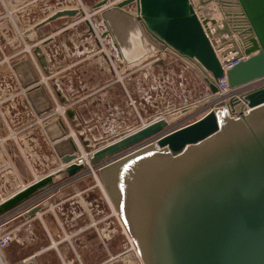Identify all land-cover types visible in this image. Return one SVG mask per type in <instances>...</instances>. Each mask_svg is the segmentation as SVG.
I'll use <instances>...</instances> for the list:
<instances>
[{
	"label": "water",
	"instance_id": "1",
	"mask_svg": "<svg viewBox=\"0 0 264 264\" xmlns=\"http://www.w3.org/2000/svg\"><path fill=\"white\" fill-rule=\"evenodd\" d=\"M115 1L100 0L92 8L100 10L107 28L103 35L114 38L126 63L145 57L147 41L195 71L212 94L223 77L230 88L264 77V0H199V15L190 0H138L141 17L125 9L133 0L106 6ZM211 3L224 17L221 27L203 16ZM79 13L59 10L34 31ZM209 22L217 27L211 29ZM233 53L234 61L242 60L225 70ZM13 70L23 88L38 83L29 60L17 62ZM27 97L37 114L52 109L40 86ZM242 100L248 110L237 119L226 108L175 130L159 119L93 154L91 163L101 168L104 187L144 264H264V86ZM44 130L52 142L60 141L54 149L63 164L76 159L60 120ZM84 170L71 164L65 173L75 180ZM53 184L54 176H47L30 185L0 205V217Z\"/></svg>",
	"mask_w": 264,
	"mask_h": 264
},
{
	"label": "crops",
	"instance_id": "2",
	"mask_svg": "<svg viewBox=\"0 0 264 264\" xmlns=\"http://www.w3.org/2000/svg\"><path fill=\"white\" fill-rule=\"evenodd\" d=\"M60 6L56 7L50 14L39 15V18L36 20L34 18V22H38L30 30L31 32L28 37L30 42L34 41V37L37 39L36 41H39L38 38H42L36 46L38 47L37 50H39H36L37 60H39L36 64L43 76L49 77L47 85H42L51 102L55 98L67 108V111L74 112L73 118H70L73 123L77 125L81 123L87 125L96 123L97 128L100 127L101 131L96 135L105 137L104 139H106L103 144L118 140L156 119V115H151L150 112L154 111V104L160 103L157 108L161 109L164 102L158 100V89H154L153 87L152 89L155 92L148 89V77L152 76L154 80L158 81L164 80L165 86H161L162 92L164 93L163 88H165L168 100L170 99L177 104L181 103V96L187 102V97L192 96L195 92L194 87H190L189 78L184 77L185 75L190 77L191 74L196 79L195 71L191 72V70L187 69L188 67H184L181 61L170 55H167L169 56L168 62L157 66L156 69L152 70V74L150 72H139V74L130 72V74H133L129 75V77L125 76L122 83L116 80L115 71L113 72L114 69L112 68V70L111 67L115 65L117 59L121 64L128 67L125 68L126 70H130L129 68L138 65L140 66L143 60H135L129 64L126 63L119 49L116 47L114 38L109 35L102 41L99 40L95 31L91 28L89 20L83 19L82 14L76 17L58 18L34 31V27L38 23L57 11L74 9L68 4H61ZM89 16L91 15L89 14ZM83 21H85V25L81 24L80 26L78 23H82ZM94 28H97V25H94ZM104 49L107 50V53ZM116 54L118 57H116ZM30 62L37 69L35 63L33 61ZM16 63V61H12V70L13 65ZM138 68L140 71L141 68ZM11 74L12 71L1 73L0 81L4 79L9 80ZM136 76L138 79V89L133 91L130 86L128 87V84L135 80ZM116 90H119L120 94L117 95ZM178 90L182 91L180 96L178 95ZM74 96L78 99L71 103L69 98ZM116 97L119 98L118 101L115 100ZM132 100L136 101V110L132 107ZM170 104V102L167 103L163 111L169 110ZM12 113L14 115L11 118ZM16 115L18 116L15 117ZM26 115L27 111L24 102L16 110L9 113V118L11 122L13 121L14 129H20L28 122L29 116ZM139 119L142 122L141 125H139ZM0 123L3 125L2 128L6 130L1 120ZM46 134V132L37 127L33 130V135L38 142L36 153L39 157L48 155L44 150L51 152L50 147L46 146L43 138ZM96 135H92V139L96 138ZM1 136L7 137L8 132L5 136ZM83 142L86 145L93 144V141L89 140L88 137ZM95 142L98 141L95 139ZM22 145L24 147L27 144L22 142ZM98 145L96 144V146ZM5 147L8 153L13 156L14 166L22 181L26 183L31 182L33 176L30 166L32 168L37 166L35 158L26 161L13 141H8ZM14 154L16 157H14ZM38 170L43 172L42 166L38 167ZM89 175L90 173L79 177L75 181L66 183L69 178L66 173H62L61 176L63 177L60 178V181L57 176L50 188L39 193L29 203L9 213L12 215V221L9 222L7 227L9 229H18L15 241L5 250L6 258L10 263H16L30 255L38 254L40 264H53V261L58 260V257L66 264L64 258H67L69 249H63L64 253L60 249H57V254L53 252L55 248L46 244L43 238L40 239L35 234L33 225L37 220L42 223L50 236L51 244L53 242L57 243L54 239L60 238L59 234L61 231L66 236L69 234L73 239L80 235L82 239H85L83 236L85 233L102 240L106 238L108 241L114 237L117 225L112 214H109V205L105 206L102 204L103 208H101V203L96 198L98 194L96 191L104 192L103 187L94 184L86 187L80 185L84 178H87ZM100 187L102 190H100ZM104 189L107 203L108 200L112 202L105 187ZM57 200L59 203H57ZM35 206L40 208V210L33 215H29L28 211H31V208ZM84 218H87V226L80 228L78 231L76 229L74 232H71L75 224L77 226V222L82 219L84 220ZM65 251L67 252L65 253ZM75 253L77 254L76 251ZM77 257L82 264L80 255ZM67 264H74V262L68 261Z\"/></svg>",
	"mask_w": 264,
	"mask_h": 264
},
{
	"label": "built area",
	"instance_id": "3",
	"mask_svg": "<svg viewBox=\"0 0 264 264\" xmlns=\"http://www.w3.org/2000/svg\"><path fill=\"white\" fill-rule=\"evenodd\" d=\"M122 1H124V0H117V1H115V3H109V5L113 6L114 4H116L118 2H122ZM190 1H191V4L194 6L195 11L197 12V8L200 6L199 0H190ZM125 9L128 12H130L131 14H133L134 16L141 17V14L138 12V0H133V2L130 5H127L125 7ZM206 9H207V11L205 13H209L211 11H219V6L216 3H212L208 7H206ZM79 12L80 13L78 15L81 14L80 10H79ZM95 13H100V10H96L94 12V14ZM203 13H204V11H203ZM197 15H199L198 12H197ZM204 15L205 14H203V16ZM204 18H206V17L204 16ZM90 24H91V28L94 31L95 30L94 24L93 23H90ZM102 26H104V25L102 24ZM233 37L236 38V40L238 41L236 36H233ZM223 38L227 39L229 37H228V35H225V36H223ZM217 42L219 43L218 39H217ZM226 48H230V46H228ZM158 52H160V51H158ZM217 54L220 58V61L223 63V61L225 59H223L220 56L221 51H218ZM167 55H169V54H161L162 57L167 56ZM235 56H236V53L229 55V57H228L229 63L226 65H223L225 70L231 69L240 60H242V59H238V60L234 61L233 59ZM7 60H8V58H7ZM33 62L35 63V65L37 67V69H36L33 66V68H34V70L37 73V76L39 78L38 83H36V84H34L28 88H23L18 77H17V75H15V72L12 70V64H10V67H11L10 71H12V74L10 75L9 80L4 79L3 81H0V119L3 122V124L5 125V128L8 132L7 137H3L0 135V205H2L6 201H8L12 197H14L16 194L25 190L30 185L46 178L47 176H54V179H55L57 176H59L58 172L59 173L60 172L65 173L66 168L71 164L83 165L85 168L84 172L79 173L77 175V177H75V180L81 176H84V175H87L88 173H90V174L95 175V177L98 181V184L100 185L96 172L100 171L101 168L98 167V169H96L94 172V170H93L94 166L91 163V159H92V156L96 152L97 149H99V148H101V147H103L109 143L103 144L101 146L98 145V146H95L93 148L91 147L92 145H85V142L81 143L78 136L76 135V133L72 132V129L70 127V118L68 116L67 108L65 106H61L60 103L55 98H54V103H55L56 107H55L54 111L51 109V110L44 112L42 114L36 113L35 109L31 105V102L29 101V99L27 97L28 93L32 89H34L38 86L43 88L42 84L47 85V81H48L49 77L43 76L41 70L39 69L38 65L36 64L37 62L35 60H33ZM195 62L197 63V61H195ZM216 84L218 87L217 93L212 94L210 92V94H208V96L206 97V99L204 101H200L198 103H193V104L181 106V107L177 108L176 110L175 109L166 110L164 115L168 114V116H169L170 114H172L173 117H175V120L179 121V120L184 118V120H183L184 124L183 125H177L176 128H169L170 127V124H169L168 129L169 130H175L178 128H182L184 126L192 124V123L196 122L197 120L201 119L203 116H205L211 110L221 109V108H226L229 116L231 118L237 119L239 112H245L246 113L248 110L246 108V105L244 104V101L242 100V97L246 93H248L249 91L254 90L258 87L264 86V77L256 79L254 81H251L249 83H246V84L239 86V87H236V88H230L228 81L225 77L216 81ZM209 101H210V103L204 105V107L201 108L200 110H198L196 114L194 112H192V114H190L191 111L195 110V108H197L199 104H202L205 102L208 103ZM23 102H24V105H25V108L27 111V115L29 116V120L27 123H25V125L22 128L14 129L13 128L14 126L12 124L13 121L11 122V120L9 118V113H11L13 110H16L21 103L23 104ZM232 103H233V105H232ZM17 116L18 115H16L15 117H17ZM54 120H60L64 124L65 128L68 129L69 132L66 129V131H67L66 138L71 140L73 145L76 148V151H75L76 159L73 160L70 164H63L60 161V158L54 149L55 145L57 143H59L60 141L52 142L49 139V137L47 136V134L45 136H43V138H44L46 146L50 147V150H51L50 156L42 155L41 157H39L36 153L37 147H38V142H37V139L35 138V136L33 135L34 128L37 127V128H40L41 130H43L44 132H46L44 130V127ZM157 120H159V119L156 118L152 122H155ZM152 122H150V123H152ZM8 141H13L15 143V145L18 147L21 155L23 156V158L26 161H29L30 159L35 158V163L37 162V166L33 167V168L30 166V171H31V174L33 176V180L31 182H29V183L23 182L22 179L20 178V176H19V174H18V172L14 166L13 156H11L8 153V151L5 147V144ZM22 142H25L27 145L23 147ZM89 147H91L90 150H89ZM53 149H54V154L52 152ZM14 157H16L15 154H14ZM51 158H53L52 160L55 162H57V161L60 162L61 166L59 167V169H57L55 171H50L47 173L40 172L38 170V167H41L42 165H44V162L52 163V160L49 161ZM94 168H96V167H94ZM75 180L69 179L66 183H69L70 181H75ZM109 202L110 201H108V205L110 207L111 203H109ZM35 207L31 208V210L34 209ZM28 212H30V211H28ZM111 212H112V215L115 213L118 228L121 230V233L124 237L123 250L119 255L111 256L107 261H105L101 264H144L140 255H139L138 249L135 245L133 238L131 237L129 231L127 230L126 226L122 222L119 215L115 212L113 207L111 208ZM11 219H12V215H10L9 213L0 217V264H40L39 260H38V254L30 255L29 257L22 259L16 263H10L7 260L6 255H5V250L8 248V246L11 243H13L15 241L16 234L18 231V229H9L7 227L9 222L12 221Z\"/></svg>",
	"mask_w": 264,
	"mask_h": 264
},
{
	"label": "rangeland",
	"instance_id": "4",
	"mask_svg": "<svg viewBox=\"0 0 264 264\" xmlns=\"http://www.w3.org/2000/svg\"><path fill=\"white\" fill-rule=\"evenodd\" d=\"M98 1H100V0H0V74L10 72V68H11L10 64H12V61H14V62L15 61L20 62L22 60H29V61L35 60L36 62L39 61V60H37L38 56L36 54V50L38 49V47H36V46H37L38 42L41 41L42 38H38L39 41H36L37 39L34 37L33 42H30L28 39L30 32H31L30 30L33 28L35 23L38 22V21L34 22V18L36 20L39 18V15L50 14L52 11L55 10L56 7H59L61 4H68L69 6H71L74 9L78 8V10L81 11L83 19L85 18V20H89V23H93L94 25H97V28H94L95 29L94 31H95L96 36H98L99 40L102 41L105 38L103 34L105 33L104 31H107V28L102 23L101 13H95L94 14V12L96 10L92 11L93 9L91 8ZM89 14L91 16L88 17ZM78 24H80V26H81V24L85 25V21H83L82 23H78ZM98 24H99V26H98ZM102 24L104 26H102ZM145 43H146V48H147V54L142 59L143 63L140 64V66L138 65V66L129 68L130 70H126L125 68H128V67L125 66L124 64H121L120 61L117 59L115 65H113V67H111V69L112 68L114 69V70L112 69L113 72L115 71L116 80H119V82L122 83L123 82L122 80L125 76L129 77V75H131L133 73L139 74V72H142V73L143 72H150L152 74V70L156 69L157 66H160L162 63L164 64V63L168 62L169 56H163V57L161 56V54H167V53L158 52V50L156 48H153V46L149 42L145 41ZM37 51H39V50H37ZM104 51L107 53L106 49H104ZM116 57H118L117 54H116ZM7 58H8V60H7ZM183 65L185 68L188 67L185 64H183ZM138 67L141 68L140 71H139ZM187 69L191 70V72H193V70L190 69L189 67ZM130 72H133V73L130 74ZM47 73H49V71H47ZM184 77L187 79L189 78L188 81H189L190 87H194L195 92L193 93L192 96L187 97V102H185L184 101L185 98L181 96L182 101L180 104H177L176 102H173L170 99L168 100V98L166 97L167 92H166L165 88H163L164 93L162 92L161 88L165 86L164 80L158 81V80H154L152 76L148 77V80H147L148 89L149 90L151 89V91H154L152 89L153 87H154V89H158V91H159L158 100L159 101L161 100L164 102V105L161 106V109L157 108V106L160 103L154 104L153 110L155 112L154 111L150 112L151 115H156V118L162 117V119H164V117L168 115V114L164 115L166 111H163L165 109V107L167 106V103H169V102L171 103L169 110H172V109L176 110L177 108H179L181 106H185L188 104H193V103H198L200 101H204L206 99V97L208 96V94H210L209 88L205 85V83L201 80V78L197 74H196V79H195V76L193 78L191 74H190V77L187 75H185ZM137 81H138V79L136 76L135 80L129 82L130 84H128V87L130 86L131 90H133V91L135 89H138V86H137L138 82ZM57 83H59V82H57ZM174 84H175V82H174ZM145 86H146V84H145ZM116 91H117V95L120 94L119 90H116ZM178 92H179L178 95L180 96V93L182 91L178 90ZM77 99L78 98H75V96L69 98L71 103L76 101ZM115 100L118 101L119 98L116 97ZM209 103H210V101L208 103L205 102V103L199 104L198 107L195 108V110L191 111L190 114H192V112H194L196 114L198 110H200L201 108L204 107V105L209 104ZM51 104H52V110L54 111V109L56 107L54 101L51 102ZM60 105L63 106L62 104H60ZM132 107L134 109L136 108V101L135 100H132ZM13 115L14 114L12 113L11 118ZM170 115L173 116L172 114H170ZM174 120H175V118L172 119L171 122H168L170 124L169 128H176L177 125H183L184 124V122H183L184 118L179 120V121L178 120L174 121ZM54 121H52V122H54ZM141 124H142V122L139 119V125H141ZM78 125L73 123L70 120V127L72 129V132L76 133V135L78 136L81 143H83V141L86 139V137H88L89 140L93 141V144L91 146L92 148L95 147L96 144H99L101 146V145H103V143H105V141H106V139H104L105 137H101V136L96 135L100 131V127L97 128L96 123L88 124V125L81 123ZM2 126L3 125L0 123V134L5 136L7 133V130L3 129ZM67 131H68V129H67ZM92 135H96L97 137L92 139ZM95 139L98 142H95ZM91 147H89V150L91 149ZM44 151H46V154H48L50 156L49 150H44ZM52 152L54 154V149L52 150ZM52 159L53 158H51L49 161H51ZM19 166L21 167L20 164H19ZM60 166H61V164L59 161L55 162L52 160V163L44 162V165H42V171L45 173L50 172V171H55V170L59 169ZM96 174H97L98 179L101 182V185L104 187L102 177H101L99 171L96 172ZM58 175H59L58 177H59V181H60V178L63 177V176H61L62 172H60V173L58 172ZM94 176H95L94 174H90L87 178L85 177L86 179L84 178V180L82 181V183L80 185H82L83 187H86V186L92 185V184L99 186L98 181H97L96 177H94ZM97 190H99V189H97ZM100 190H102V188ZM103 190L105 192L104 188H103ZM96 192H98V194L96 193L97 194L96 198L99 199V202L101 203V208H103L102 207L103 205L107 206L108 203H107V198L105 196L106 193L104 194L103 191H96ZM57 203H59L58 200H57ZM112 204H113L117 214L121 218L122 222L124 223V220H123L121 214H119L120 212L118 211V209L115 206L113 201H112ZM109 208H110V211H109ZM109 208H108L109 214H112L111 207H109ZM113 218L115 219V222L117 225L116 233H115L114 237L109 241L106 238H104V240L98 239V238H96L90 234H87V233H85L83 235L85 237V239H82L81 235L76 237L75 239H73L69 234L66 236L64 234V232L61 231L59 234L60 238L54 239L55 242H57L58 244L54 243V242H53V244H51L50 236L48 235V233L46 232V230L44 229V227L40 221L37 220L36 222H34L33 228L35 230V234L40 239L43 238V241L46 244L51 245L55 248L53 250V252H55L56 254L58 253L57 249H60V251H62L63 253H64L63 249H67V248L69 249V254L67 255V258H64L66 261L65 262L66 264L68 263V261H70V262L73 261L74 264H81L79 262L78 257H77L78 255H80V258L82 260V264H99V263L101 264V263L107 261L111 256L119 255L123 250L124 237L121 233V230L118 228L116 217L113 216ZM124 225H125V223H124ZM86 226H87V218H84V220L82 219L81 221L77 222V226L75 224V227L72 229L71 232H74V230H76V229H77L76 231H78L80 228H83ZM67 232H69V231H67ZM79 238H81V240H79ZM75 251L77 252L78 255L75 253ZM66 252L67 251H65V253ZM53 264H64V263L61 260V258L58 257V260H54Z\"/></svg>",
	"mask_w": 264,
	"mask_h": 264
},
{
	"label": "bare ground",
	"instance_id": "5",
	"mask_svg": "<svg viewBox=\"0 0 264 264\" xmlns=\"http://www.w3.org/2000/svg\"><path fill=\"white\" fill-rule=\"evenodd\" d=\"M115 3V2H114ZM212 4V3H211ZM106 6H110V5H106ZM203 14H205L204 16L205 17H210V19L211 20H215L216 22H217V26L218 27H221L222 26V23H223V20H224V17H223V15H222V13H220V11H211V12H209V13H203ZM217 26H215V25H212V23L211 22H209V27H211L212 29H215ZM226 38V37H225ZM158 51H160V52H162V53H164V51H161V50H158ZM195 62V61H194ZM196 63V62H195ZM197 65H199L198 63H196ZM236 108V107H235ZM234 108V109H235ZM168 116V115H167ZM165 116L164 117V120H166V122L168 123V122H171L172 121V119H174L173 118V116ZM158 119H162V117L160 118V117H157ZM145 125H143L142 127H140V128H143ZM139 128V129H140ZM93 170H94V172H95V170H96V168H94L93 167ZM95 177V176H94ZM99 183H100V181H99ZM100 185H101V183H100ZM102 186V185H101ZM103 187V186H102ZM104 188V187H103ZM109 201V200H108ZM109 203H111L110 204V207L112 208H114V206H113V204H112V202L110 201ZM114 210H115V208H114ZM115 212H116V210H115ZM117 213V212H116ZM113 216H115V213L113 214Z\"/></svg>",
	"mask_w": 264,
	"mask_h": 264
}]
</instances>
